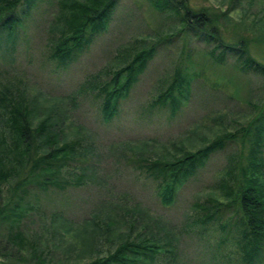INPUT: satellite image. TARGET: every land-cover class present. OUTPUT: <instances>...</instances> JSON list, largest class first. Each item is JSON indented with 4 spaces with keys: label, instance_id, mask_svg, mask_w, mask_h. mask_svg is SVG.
<instances>
[{
    "label": "rangeland",
    "instance_id": "obj_1",
    "mask_svg": "<svg viewBox=\"0 0 264 264\" xmlns=\"http://www.w3.org/2000/svg\"><path fill=\"white\" fill-rule=\"evenodd\" d=\"M187 2L194 9L208 6L219 12L231 0ZM57 10V0H38L14 44L0 41V87L10 84L55 108L72 128L66 135L82 145L58 176L68 183L29 185L19 229L34 239L35 246L49 250L50 264L105 255L129 233L130 218H136L137 231L147 232L142 227L149 223L152 233L167 231L174 237L173 253H159L147 264H241L233 230L236 218L226 213L222 221L233 222L223 231L221 220L203 223L196 204L212 196L222 198L223 184H229L227 171L237 174L238 166L246 165L247 141L238 138L211 154L176 190L170 205L160 201L155 184L131 158L154 157L177 147L195 149L223 130L249 125L256 111L253 105L264 100V76L244 73L229 56L222 63L213 61L208 45L184 33L168 39L179 28L177 20L149 0H119L104 29L62 67L47 59L53 43L49 24ZM219 25L229 40L246 38L250 54L264 63V0H239L237 10L220 16ZM129 43L155 44L156 53L119 100L115 117L104 121L89 85L107 75L104 71L114 54ZM176 67L190 76V86L173 112L154 101L172 81ZM57 214L70 224L63 228L67 235L53 218ZM29 250H22L21 260L0 258V264H39Z\"/></svg>",
    "mask_w": 264,
    "mask_h": 264
},
{
    "label": "trees",
    "instance_id": "obj_2",
    "mask_svg": "<svg viewBox=\"0 0 264 264\" xmlns=\"http://www.w3.org/2000/svg\"><path fill=\"white\" fill-rule=\"evenodd\" d=\"M37 1L0 0V41L4 38L5 45L14 44L18 29L24 28ZM57 1L58 10L49 24L53 43L47 59L63 67L104 29L119 0ZM149 2L160 12L167 10L169 16L176 18L179 28L169 33L168 39L184 33L208 45L207 53L213 61L222 63L229 56L244 73L264 76V63L250 54L246 38L229 40L221 32L220 16H228L237 10L239 0H231L229 7L219 12L208 6L194 9L187 0ZM155 53V44L141 43L138 47L129 43L114 54L112 64L105 68L107 75L96 84L90 83L89 88L95 91L93 95L99 101L104 121L115 117L119 100L126 97ZM174 70L172 81L154 101L160 106H168L173 112L187 98L190 86L187 72L179 67ZM11 86L0 87V227L4 230L0 232V258L21 260L22 250L29 247L30 258L39 264H50L49 250L35 246L34 239L19 229L20 219L25 214L24 203L32 182L57 187L68 183L59 180L58 176L82 145L66 135L72 128L66 125L64 117H59L55 108L47 107L36 97H28L26 92H19ZM262 102L259 106L253 105L256 111L248 121L249 125L240 130H223L198 148L177 147L176 151L166 150L154 157L131 158L132 165L155 184L160 201L170 205L176 190L205 164L211 154L223 150L238 138L247 141L246 165L240 164L237 174L233 169L227 171L229 176L225 182L229 184H223L222 198L212 196L196 204L205 219L203 223L221 220L223 231L233 221L223 222L222 217L229 213L228 218H236L233 230L237 234L241 264H259L264 259V159L261 157L264 100ZM21 172L23 177H19ZM15 178L18 179L14 182ZM76 181L77 178L72 182ZM53 218L59 220L62 234L67 235L70 224L59 214ZM128 224L129 233L119 238L116 246L105 255L73 264H147L159 253H173L174 237L168 236L167 231L161 235L158 230L152 233L149 223L142 227V231L147 232L137 231L136 218H130Z\"/></svg>",
    "mask_w": 264,
    "mask_h": 264
}]
</instances>
